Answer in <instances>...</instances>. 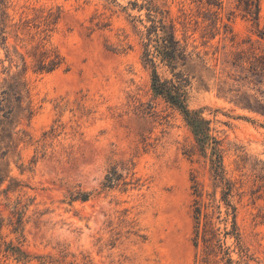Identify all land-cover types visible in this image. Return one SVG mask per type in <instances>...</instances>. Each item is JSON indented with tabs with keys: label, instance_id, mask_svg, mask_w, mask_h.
<instances>
[{
	"label": "rangeland",
	"instance_id": "374dc122",
	"mask_svg": "<svg viewBox=\"0 0 264 264\" xmlns=\"http://www.w3.org/2000/svg\"><path fill=\"white\" fill-rule=\"evenodd\" d=\"M0 1V95L14 93L0 138V264H264V116L222 94L240 85L235 54L264 52V36L235 0H152L193 53L187 107L220 140L223 181L212 144L153 95L148 0ZM233 214L246 255L225 234ZM218 239L228 255L212 249Z\"/></svg>",
	"mask_w": 264,
	"mask_h": 264
},
{
	"label": "trees",
	"instance_id": "16d2710c",
	"mask_svg": "<svg viewBox=\"0 0 264 264\" xmlns=\"http://www.w3.org/2000/svg\"><path fill=\"white\" fill-rule=\"evenodd\" d=\"M1 4V1H0ZM207 7L222 8V0H205ZM144 7L147 10L146 24L143 25L141 32V56L151 75V86L153 95L162 98L165 102L179 109L186 119L187 123L192 127L194 134L201 147L212 144V159L211 162L214 167L216 176L220 181H223L222 176V156L220 150V140L209 134L208 122L202 119L197 112H192L187 107L189 77L185 72L188 63L192 59V52L187 50V45L182 43L177 37L175 25L172 20L168 18V14L163 9L156 6L152 0H148ZM235 7L242 12L244 17H248L256 26L258 34L264 36V25L260 24V0H235ZM2 7L0 5V11ZM217 17L213 21L217 24ZM222 33L227 34L231 32L227 23H222ZM54 58H49L47 64H43L40 70L46 72L52 71L58 66L59 61ZM166 67L170 74V78L162 79L158 73V66ZM234 75L232 80L237 82L239 88L228 89V93L223 92L229 101L246 109L250 112L258 113L264 116V52H251L245 54L243 51L237 52L234 59L231 61ZM246 87V90L241 91L240 88ZM13 89L9 91H2L0 95V138L6 134L8 130L9 119L13 110L11 105V95ZM3 154L0 153V159ZM109 172L105 177L106 187L111 188L119 179ZM4 173L0 165V186L4 181ZM264 181V175L262 176ZM226 191H223L222 200L228 209L233 213L234 208L230 205L228 194L230 185L225 182ZM86 194H82L80 199L85 200ZM1 206V202H0ZM199 209L197 214L199 216ZM227 213L229 214L230 212ZM232 230L226 231L225 234H230L235 238V243L239 249L240 255H246L244 247H242L236 227L234 223L231 224ZM1 229V225H0ZM210 232L215 237V230L211 227ZM213 244V243H212ZM215 253H223L228 255V247L218 240L212 246ZM227 264H232V259L227 258ZM235 264V263H234ZM236 264H240L238 261Z\"/></svg>",
	"mask_w": 264,
	"mask_h": 264
}]
</instances>
